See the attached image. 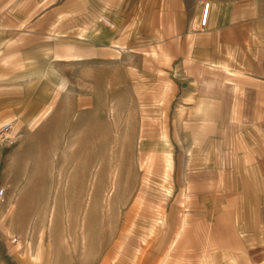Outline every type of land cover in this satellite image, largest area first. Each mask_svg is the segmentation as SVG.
<instances>
[{
	"label": "crops",
	"instance_id": "obj_1",
	"mask_svg": "<svg viewBox=\"0 0 264 264\" xmlns=\"http://www.w3.org/2000/svg\"><path fill=\"white\" fill-rule=\"evenodd\" d=\"M131 59L154 108L169 106L149 116L167 117L162 140H145L168 171L148 236L63 261L0 225V264H264V0H0V127L13 139L66 96L69 117L93 107L95 68ZM79 72L85 96L65 76Z\"/></svg>",
	"mask_w": 264,
	"mask_h": 264
},
{
	"label": "rangeland",
	"instance_id": "obj_2",
	"mask_svg": "<svg viewBox=\"0 0 264 264\" xmlns=\"http://www.w3.org/2000/svg\"><path fill=\"white\" fill-rule=\"evenodd\" d=\"M137 64L111 62L103 73L95 68L93 107H75L69 117L66 96L54 117H31L20 126L0 155L3 228L25 229L29 240L41 236L63 261L83 262L117 251L120 238L128 244L147 235L156 220L153 212L163 209L152 188L168 172L166 165L157 169L165 153L156 156L155 142L145 141L162 140L167 117L149 116L166 113L169 106L150 103L156 91ZM65 76L78 81L71 85L73 93H89L80 88L87 85L86 74ZM131 251L126 246L127 258Z\"/></svg>",
	"mask_w": 264,
	"mask_h": 264
},
{
	"label": "built area",
	"instance_id": "obj_3",
	"mask_svg": "<svg viewBox=\"0 0 264 264\" xmlns=\"http://www.w3.org/2000/svg\"><path fill=\"white\" fill-rule=\"evenodd\" d=\"M207 10H208V4L203 5V12L200 18V27L203 29L206 26V17H207ZM11 126L9 124L4 125L0 127V155L1 151L4 148H8V146L12 143V137H11ZM1 157V156H0ZM5 188L2 184L1 180V171H0V203L3 201V198L5 196ZM11 242L16 243L17 238L16 237H11Z\"/></svg>",
	"mask_w": 264,
	"mask_h": 264
}]
</instances>
